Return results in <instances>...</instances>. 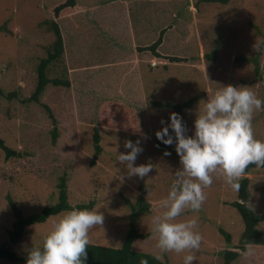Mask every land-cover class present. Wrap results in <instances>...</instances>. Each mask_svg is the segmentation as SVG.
Returning a JSON list of instances; mask_svg holds the SVG:
<instances>
[{
  "label": "rangeland",
  "instance_id": "1",
  "mask_svg": "<svg viewBox=\"0 0 264 264\" xmlns=\"http://www.w3.org/2000/svg\"><path fill=\"white\" fill-rule=\"evenodd\" d=\"M63 1L0 0V27L6 28L0 31V87L5 93L0 97V138L18 153L7 158L0 149V243L7 242L15 218L8 199L25 217L38 214L58 202V185L66 175L69 204L94 202L93 208L104 213L103 225L89 230V243L122 247L130 228L129 202L142 197L150 204L151 212L139 218L138 231L146 238L139 239L134 249L155 253L152 251L159 248L152 217L161 211L159 202L167 196L173 174L181 164L175 145L161 147L155 134L163 126L161 121L168 123L170 113L175 111L151 104L160 101L176 106L198 98L183 112L187 134L191 135L198 106L202 108L204 100L223 85L250 86L264 98V81L256 75L254 64L243 66L237 61L242 54L250 59L259 55L264 75V0H229L228 4L199 0H77L78 7L60 21L70 47V63L78 66L71 73L74 86H49L41 104L22 103L35 91V69L49 45L46 23L51 18L50 10ZM162 32L165 34L157 51L163 56L183 58V62L156 59L147 50ZM249 43L255 45L254 50L240 49ZM50 76L56 74L52 71ZM10 93H16L17 98L8 99ZM107 99L123 100L140 110L148 135L139 139L143 151L135 164H153L143 178L127 176V169L116 159L117 152L130 151L124 147L126 140L137 139L113 127L112 121L106 125L97 119L98 105ZM43 105L49 106L57 119L60 135L55 144L54 124ZM152 127L154 138L148 130ZM253 128L255 136L264 140V111L254 114ZM96 130L102 152L95 160ZM166 151L170 155H165ZM213 175V183L206 187L213 194L204 189L211 206L205 200L198 213L186 210L177 217L199 216L198 230L203 240L194 264H224L221 253L234 250L239 244L237 230L243 229L239 213L230 205L239 200V192L226 183L222 173ZM245 177L250 179L248 205L264 215V169H256L240 180ZM63 214L26 229L14 248L16 254L26 260L29 249L40 247ZM219 227L232 234L231 244ZM260 228L264 233V222ZM251 247L254 255L247 257L243 252L237 264H264V246ZM168 254L173 264H184L186 253ZM0 264L14 263L0 260Z\"/></svg>",
  "mask_w": 264,
  "mask_h": 264
},
{
  "label": "clouds",
  "instance_id": "2",
  "mask_svg": "<svg viewBox=\"0 0 264 264\" xmlns=\"http://www.w3.org/2000/svg\"><path fill=\"white\" fill-rule=\"evenodd\" d=\"M258 111H264V98L250 86L227 84L208 96L202 108L198 106L193 134H187L186 124L178 112L170 113L168 123L161 121L163 126L156 131V137L165 145H175L181 164L173 174L167 196L159 202L161 211L152 217V231L161 253L184 252V264H194L203 240L198 230L199 216L179 220L177 217L186 210L198 213L202 209L207 198L204 189L213 183V174L222 173L226 183L238 192L240 178L249 165L264 167V140L255 136L253 128V116ZM124 147L130 151L117 152L116 159L127 169V176H147L153 164H135L143 151L141 141L126 140ZM165 155L170 152L166 151ZM8 200L12 209L15 203ZM103 221L104 213L96 208L66 210L44 237L42 247L29 249L26 264H87V246L93 244L89 243V230L103 225ZM14 222L8 230L7 242L0 243V248L13 252L20 243L13 244L9 234L14 231ZM244 255H254L250 244H245Z\"/></svg>",
  "mask_w": 264,
  "mask_h": 264
},
{
  "label": "trees",
  "instance_id": "3",
  "mask_svg": "<svg viewBox=\"0 0 264 264\" xmlns=\"http://www.w3.org/2000/svg\"><path fill=\"white\" fill-rule=\"evenodd\" d=\"M203 2L209 3H222L228 4L229 0H199ZM78 7L77 0H64L59 5L51 8L50 14L51 18L47 24V38H50L49 45L46 46L45 52L43 56L39 58V62L37 63V67L35 69V73L37 74V83L36 88L32 96L26 100H22V103H35L41 104V97L44 92L47 90L49 86L54 87H65L69 88L74 86V80L71 76V73L77 69L78 66H73L70 61V47L67 40V35L60 21L73 13V9ZM79 9V8H78ZM79 11V10H77ZM251 16V13H249ZM62 16V17H61ZM250 18V17H249ZM257 30L258 26L253 25ZM5 27H0V31H4ZM165 32H162L160 38L155 44L148 47L147 50L156 57V59L168 60L173 63L183 62V58H172L168 56H163L162 53H159L157 50L162 44L163 37ZM260 34V33H259ZM243 45V44H242ZM247 48H240L242 50L249 51L250 49L255 48V45L249 46L246 44ZM264 46V42L262 43V47ZM264 48V47H263ZM140 51H144L140 49ZM259 54V53H258ZM216 55V54H215ZM209 59L215 60L216 57H212L208 55ZM259 55L254 56L253 58H248L244 54L237 58L238 64L243 66H247L250 63L254 64V71L260 79L264 81V75L261 74V68L259 65ZM56 74L55 77H51L50 73ZM244 81V80H241ZM246 82V81H245ZM0 97H5V93L3 89L0 87ZM6 97L10 100L17 98L16 93H10L6 95ZM198 98H194L186 103H182L179 105L172 104H164L163 102H152L153 106L165 108V106L169 107L168 109H174L175 112H178L182 115L183 120L185 122V117L183 116V112L188 107L192 106L193 102ZM46 111L48 112L50 118L53 121L54 129L52 131V141L55 142L58 140L60 132L58 131L57 119L52 112V109L43 105ZM97 119L100 123H104L107 125L108 121H112L111 124L118 130L128 131L129 134H133V139H142L148 135V131L143 126V120L140 113V110L136 106H132V104L117 99H107L102 101L97 108ZM154 120V118H153ZM152 120V121H153ZM185 124H187L185 122ZM154 128H150L152 135L154 136ZM161 147H164L165 144L160 141L159 144ZM94 146L95 151L93 153L94 159H98L101 155L102 147L100 145V136L98 131L96 130L94 134ZM0 149L6 154L7 158L17 156L18 153L6 145L5 141L0 138ZM264 169V167H259ZM254 164L249 165L247 170L245 171L243 176L249 175L256 169H259ZM249 182L250 179L248 177L242 178L240 180V190L239 192V200L233 201L230 205L237 210L239 213V218L243 221V229L237 237L239 238V244L233 248L234 250H224L221 253V258L224 264H237L240 259L242 253L244 252L245 244H250L252 246H264V233L260 228V224L264 222V215L255 212L249 205L248 201L250 199L249 192ZM59 187V200L56 204L45 207L40 213L34 214L28 217H25L21 210L15 205H12V209L15 213V222L13 224L14 231L9 232L11 235V239L13 240V244L18 243L22 240L25 230L36 224H44L51 217L57 216L66 210H69L73 207L76 208H93L94 202L90 204H80L78 206H71L68 202V194H67V178L63 176L58 185ZM208 187V186H207ZM208 194L211 192L209 188H206ZM212 193V192H211ZM213 194V193H212ZM211 195V194H209ZM211 201V200H210ZM209 199H206L207 206H211V202ZM131 207V217H130V228L125 237L124 243L122 247H105L100 245L88 244L87 246V264H173V262L169 259V252L165 253V257H160L158 250L152 251L155 253H147V252H139L134 249V245L139 239H145V234H141L138 231V221L141 215L145 213L151 212V206L147 203L142 197L137 202H129ZM133 203V204H132ZM238 215V214H237ZM238 218V219H239ZM214 228L217 227V224H213ZM220 233L224 236L227 243H232V234L227 232L223 227H219ZM236 232V233H237ZM15 242V243H14ZM43 243L40 245L42 247ZM236 249V250H235ZM157 253V254H156ZM164 253H162L164 255ZM0 258L7 259L9 261L18 262L19 264H26V260L24 257H18L15 252L8 249L5 250L4 247L0 248ZM248 264V262H246Z\"/></svg>",
  "mask_w": 264,
  "mask_h": 264
}]
</instances>
